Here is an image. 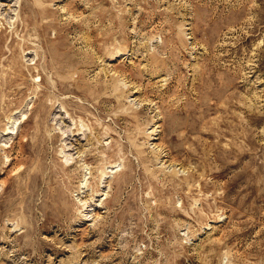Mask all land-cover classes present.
Listing matches in <instances>:
<instances>
[{
  "label": "rangeland",
  "instance_id": "obj_1",
  "mask_svg": "<svg viewBox=\"0 0 264 264\" xmlns=\"http://www.w3.org/2000/svg\"><path fill=\"white\" fill-rule=\"evenodd\" d=\"M0 264H264V0H0Z\"/></svg>",
  "mask_w": 264,
  "mask_h": 264
}]
</instances>
